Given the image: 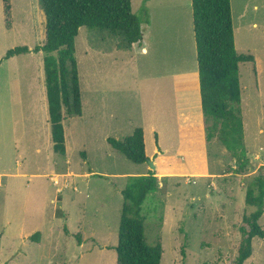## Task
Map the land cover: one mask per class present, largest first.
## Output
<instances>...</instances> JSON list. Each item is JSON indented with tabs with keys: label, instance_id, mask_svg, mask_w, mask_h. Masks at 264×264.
<instances>
[{
	"label": "rangeland",
	"instance_id": "obj_1",
	"mask_svg": "<svg viewBox=\"0 0 264 264\" xmlns=\"http://www.w3.org/2000/svg\"><path fill=\"white\" fill-rule=\"evenodd\" d=\"M131 1L148 52L126 49L122 34L80 27L83 111L65 112L61 155L51 138L44 52L6 58L9 49L43 44L40 0H9L10 27L0 0V264H116L122 190L150 171L162 174L142 204L144 236L161 244V264L238 262L255 209L247 188L264 177V0H231L236 49L255 58L239 69L250 160L243 170L217 141L207 146L191 0ZM137 127L155 169L107 141ZM259 222L264 229V214ZM243 264H264V238L253 239Z\"/></svg>",
	"mask_w": 264,
	"mask_h": 264
},
{
	"label": "trees",
	"instance_id": "obj_2",
	"mask_svg": "<svg viewBox=\"0 0 264 264\" xmlns=\"http://www.w3.org/2000/svg\"><path fill=\"white\" fill-rule=\"evenodd\" d=\"M45 15V40L32 50L27 46L9 49L6 58L28 52H44L48 114L54 152L66 153L63 125L65 112L82 115V94L75 57V38L82 26L122 34L126 47L143 38L140 18L131 0H40ZM6 26L10 27V2L3 0ZM194 38L199 73L201 107L207 146L213 141L232 153L238 169L250 165L244 146V125L238 110L241 101L240 64L254 62L249 53H238L235 45L231 0H191ZM110 146L130 161L147 163L145 131L137 127L123 139L108 137ZM159 188L158 176L150 171L133 176L122 190L116 264H161L162 246L151 245L144 236L142 204L147 195ZM245 202L255 209L245 219L249 230L242 229L237 264L252 254L255 237L264 238L260 218L264 214V177H253ZM68 229L65 228L66 233ZM40 232L30 238L39 241Z\"/></svg>",
	"mask_w": 264,
	"mask_h": 264
},
{
	"label": "crops",
	"instance_id": "obj_3",
	"mask_svg": "<svg viewBox=\"0 0 264 264\" xmlns=\"http://www.w3.org/2000/svg\"><path fill=\"white\" fill-rule=\"evenodd\" d=\"M190 6H191V3H190ZM192 8V7H191ZM147 24H145V26H146ZM144 28H147V27H144ZM144 33H145V31H143V36H144ZM195 39V38H194ZM143 38H142V40L141 41H139V42H137V43H133L130 47H127L126 49H133V48H137V49H141V51L142 52H145V51H147L148 52V48L146 47V45L145 44H143ZM195 46H196V44H195ZM201 96V95H200ZM197 101H198V98H197ZM204 128H205V124H204ZM157 142L159 143V138L157 139ZM158 151L159 152V149H154V154H155V151ZM151 157H153V155H150L149 156V158H151ZM153 162H154V160H153ZM154 164H155V167L157 168V163L156 162H154ZM145 174H147V173H145ZM159 174H162V173H157L156 175H159ZM158 178H160V177H158Z\"/></svg>",
	"mask_w": 264,
	"mask_h": 264
},
{
	"label": "water",
	"instance_id": "obj_4",
	"mask_svg": "<svg viewBox=\"0 0 264 264\" xmlns=\"http://www.w3.org/2000/svg\"><path fill=\"white\" fill-rule=\"evenodd\" d=\"M147 162L150 164V166H151L150 168H152V169L156 168L155 165H154V162L152 160L148 159Z\"/></svg>",
	"mask_w": 264,
	"mask_h": 264
}]
</instances>
